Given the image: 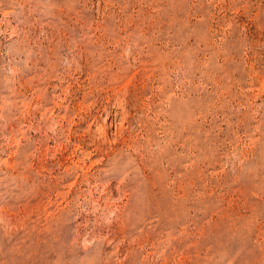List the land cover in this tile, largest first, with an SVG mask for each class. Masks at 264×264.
Returning a JSON list of instances; mask_svg holds the SVG:
<instances>
[{
	"label": "rangeland",
	"instance_id": "obj_1",
	"mask_svg": "<svg viewBox=\"0 0 264 264\" xmlns=\"http://www.w3.org/2000/svg\"><path fill=\"white\" fill-rule=\"evenodd\" d=\"M0 264H264V0H0Z\"/></svg>",
	"mask_w": 264,
	"mask_h": 264
}]
</instances>
